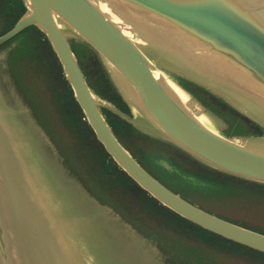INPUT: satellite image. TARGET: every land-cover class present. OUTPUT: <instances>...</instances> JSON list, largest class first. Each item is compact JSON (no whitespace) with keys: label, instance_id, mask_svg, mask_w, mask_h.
<instances>
[{"label":"rangeland","instance_id":"374dc122","mask_svg":"<svg viewBox=\"0 0 264 264\" xmlns=\"http://www.w3.org/2000/svg\"><path fill=\"white\" fill-rule=\"evenodd\" d=\"M27 12L23 0H0V36ZM55 16L100 112L110 119L116 138L128 153L158 182L190 204L264 234V182L213 167L154 129L146 115L129 103L116 72L62 18ZM121 27L145 53L157 74L183 95L182 105L193 117L225 138L241 137L245 146L264 149V103L257 104L248 92L238 91L227 83L191 73L194 70L185 61L163 46L153 47L123 19ZM49 45L45 34L35 25L0 45V125L9 118L16 126L7 130L13 140L10 167L13 168L12 161L15 163L19 156L15 153L18 146L21 145L25 154L15 163L22 170L21 177L4 165L6 175L0 172V194L2 191V196L9 197L10 182L25 192L30 189L28 195L39 190L38 195L49 200L43 208L51 215V221L53 218L58 221L65 214L68 220L62 219L72 227L64 225L62 232L59 224L52 227L44 215L47 224L41 227L43 232L34 224L39 221L37 217H33L35 222H30L36 234L42 232L43 241L46 238L57 243L58 240L60 246L51 249L58 262L264 264V255L199 230L188 231L118 171L120 168L96 143L93 131L85 124L60 62ZM0 157L3 160V155ZM26 158L31 166L25 172ZM53 199L61 201L57 204L62 207L58 209ZM63 199L74 205L73 211L67 210ZM86 219L88 224L79 222ZM78 224L83 231L77 233L75 245L68 238L76 235ZM24 232L23 227L18 232L14 230L18 242L19 237L25 236ZM29 241V264H49L48 248L42 250ZM75 252L78 257H72L71 253ZM21 260L27 264L22 257Z\"/></svg>","mask_w":264,"mask_h":264},{"label":"water","instance_id":"95a60500","mask_svg":"<svg viewBox=\"0 0 264 264\" xmlns=\"http://www.w3.org/2000/svg\"><path fill=\"white\" fill-rule=\"evenodd\" d=\"M23 1L28 12L0 36V45L27 27L37 26L45 34L56 54L84 119L96 140L117 166L157 202L180 217L217 236L264 253V234L218 218L190 204L158 182L128 153L100 112L58 25L59 20L54 17L55 14L62 18L107 65L119 73L136 93L140 111L171 141L222 171L264 182V149L234 143L193 117L174 97L166 80L159 75L154 77L155 70L140 47L124 36L121 26L111 22L108 15L100 11V4L104 2L111 13L129 23L133 32L145 37L153 47L163 46L166 51L185 61L194 70L191 73L211 78L215 82L227 83L238 91L248 92L257 104H263L264 0ZM2 124L0 156L3 155V160L0 157V172L6 175V165L19 176L22 170L17 169L15 163L20 157H24V150L21 145L15 149L19 156L14 159L15 163L12 161L13 168L10 167L9 154L13 140L7 130L16 126L9 118ZM26 167L29 168V158L23 165L25 172ZM7 185L10 188L7 195L9 197L6 199L2 196V191L0 194V264H25L21 257L29 264V240L34 247L42 250L48 248L49 264H60L51 250L60 246V243L58 240L55 243L46 238L43 241L41 227L47 224V220L52 227L57 228L59 224L60 231L64 230V225L70 228L65 214L60 217L66 220L58 218V223L53 218L51 221V215L43 208V204L49 200L44 195H38L39 190L36 193L31 190L34 194L28 195L30 189L25 192L11 182ZM37 199L39 202H36ZM54 199L53 202L57 204L59 201ZM70 205L73 207V204ZM56 206L60 207L58 204ZM33 217H37L39 221H33ZM30 222H35V226L42 232L36 234L34 226L30 227ZM79 222L88 224L87 219ZM20 226L26 232L25 236L19 237L18 242V238L14 237L17 235L14 230L18 232L22 228ZM77 230L83 231V228L79 225ZM78 232L77 236L74 234L70 238H78ZM82 235L86 233L83 232ZM41 254L42 251L40 256Z\"/></svg>","mask_w":264,"mask_h":264},{"label":"bare ground","instance_id":"6f19581e","mask_svg":"<svg viewBox=\"0 0 264 264\" xmlns=\"http://www.w3.org/2000/svg\"><path fill=\"white\" fill-rule=\"evenodd\" d=\"M100 11L102 12V13H104L105 15H108V17L110 18V21L111 22H113L114 24H116L117 26H121V19H120V17H118L115 13H111L110 12V9L108 8V6H107V4H105L104 2L103 3H101L100 4ZM54 17L56 18V16H55V14H54ZM66 23V22H65ZM67 24V23H66ZM59 25V24H58ZM68 25V24H67ZM124 25V24H123ZM128 25H129V23H128ZM69 26V25H68ZM129 27V26H128ZM74 33H75V31H74ZM126 33H129L128 31H126ZM123 34H124V36L125 37H127V38H129L124 32H123ZM136 36H138V35H136ZM116 74V79H118V82H119V84H120V87H121V90H122V92H123V94L125 95V97L127 98V100L129 101V103L134 107V108H136L137 110H139V112H140V108H139V106H138V101H137V95H136V93L134 92V90L129 86V84L119 75V73L118 72H116L115 73ZM153 75H154V77H157L158 76V74H157V72L156 71H154L153 72ZM169 89H170V91L172 92V94L174 95V97L177 99V101H179L180 103H182L184 100V98H183V95H181L180 93H178V92H176L175 90H173L170 86L168 87ZM225 94V93H224ZM1 97V96H0ZM1 101H2V99H1ZM4 102V101H3ZM5 106H6V104H5ZM2 107V106H1ZM5 110V109H4ZM3 110V111H4ZM5 112H7V111H5ZM25 112V111H24ZM142 112V111H141ZM141 114H143V113H141ZM1 116V115H0ZM6 116V115H5ZM210 117V116H209ZM5 118V117H4ZM213 120V119H212ZM198 121H200V120H198ZM214 121V120H213ZM150 122V121H149ZM262 124H263V122H262ZM153 126V125H152ZM140 127V126H139ZM140 128H142V127H140ZM154 129H155V127H154ZM217 129V128H216ZM14 130V129H13ZM157 132V131H156ZM16 133H17V131H16ZM217 133V132H216ZM20 135V134H19ZM244 137V136H243ZM240 138L241 137H230V138H228L230 141H232V142H234V143H237V144H243L241 141H240ZM245 139V138H244ZM24 140V139H23ZM258 141V140H257ZM264 142V141H263ZM26 146V145H25ZM27 147V146H26ZM25 148V147H24ZM26 150V149H25ZM31 150V149H30ZM27 151V150H26ZM20 153H22V152H20ZM17 154H18V152H17ZM31 155H32V153H31ZM33 156V155H32ZM33 158V157H32ZM26 160H27V158H26ZM31 160V159H30ZM24 161V160H23ZM29 162H31V161H29ZM29 166H31V164L29 163ZM30 169H32V168H30ZM35 169V168H34ZM35 172V171H34ZM39 172V171H38ZM41 173V172H40ZM40 175H42V174H40ZM44 176V175H43ZM45 178V177H44ZM48 185V184H47ZM51 187V186H50ZM52 190V189H51ZM54 194V193H53ZM56 199V198H55ZM58 203V202H57ZM63 204L66 206V204H67V210H72V206L68 203V201H66L65 199H63ZM74 206V205H73ZM62 207V206H61ZM60 207H58V209H59ZM64 209V208H63ZM61 210H59V212H60ZM73 211V210H72ZM71 212V211H70ZM62 213V212H61ZM74 213V212H73ZM60 214V213H59ZM72 214V213H71ZM75 214V213H74ZM73 214V215H74ZM61 219H62V217H61ZM70 221V220H69ZM72 225V224H71ZM72 227V226H71ZM73 229H75L74 228V226H73ZM77 229V228H76ZM74 232V231H73ZM76 232V231H75ZM74 232V233H75ZM79 233V232H78ZM68 234V233H67ZM70 236L71 235H69V240H70V242H71V238H70ZM44 237V236H43ZM67 238V237H66ZM65 238V239H66ZM44 239V238H43ZM78 239V238H77ZM75 240H76V238H75ZM75 240H74V243H75ZM79 240H80V238H79ZM79 240H78V242H79ZM73 242V241H72ZM65 243V242H64ZM72 245V244H71ZM75 245H76V243H75ZM70 247V245H67L66 247ZM68 247V248H69ZM69 250V249H68ZM76 253V252H75ZM78 253V252H77ZM84 253H85V251H84ZM82 255H83V253H81ZM80 256V255H79ZM72 257H73V255H72ZM76 257V256H75ZM77 257H78V255H77ZM83 257V256H82ZM80 258H78V260H79ZM81 260H82V258H81ZM85 261V260H84ZM77 262H79V261H77ZM93 262V261H92ZM81 264V263H80ZM92 264V263H91Z\"/></svg>","mask_w":264,"mask_h":264},{"label":"trees","instance_id":"16d2710c","mask_svg":"<svg viewBox=\"0 0 264 264\" xmlns=\"http://www.w3.org/2000/svg\"><path fill=\"white\" fill-rule=\"evenodd\" d=\"M49 46H50V45H49ZM52 53H53V52H52ZM53 55H54V53H53ZM54 56H55V55H54ZM55 58H56V57H55ZM56 60H57V58H56ZM57 62H58V61H57ZM70 91H71V89H70ZM76 104H77V103H76ZM77 106H78V104H77ZM82 117H84V115H82ZM106 121H107L108 125L110 126V128H111L112 132L114 133V135H117L116 132H115V130H113V125H112V122L110 121V119L108 118V119H106ZM85 124L88 126L87 123H85ZM88 127H89V126H88ZM93 137H94V139H95L94 134H93ZM95 141H96V143L102 148V150L104 151V153L109 157V155L105 152L103 146H102V145H101L96 139H95ZM110 160L113 162V160H112L111 158H110ZM114 165H115V167L117 168V166H116L115 163H114ZM118 171H119L122 175H124L126 179H128V180L131 181L135 186H137L136 183H135L130 177H128V176H127V175H126L121 169H118ZM137 187L140 189V191H142V192L146 195L147 198L151 199V200H152V201H153L158 207H160V208L166 210V211L169 212V213H170V214H171L176 220L180 221V222H181V225H183L188 231L193 232V230H199V231H201V232H203V233H205V234H207V235H211L212 237H215V238H217V239H219V240H222V241H224V242L232 243V244H235V245H237V246H240V247H243V248H247V249H249V250H252V251H254V252H257V253H259V254H261V255H264V253L258 252V251H256V250L250 249V248H248V247H245V246H242V245H240V244H237V243H234V242H232V241H229V240H227V239H224V238H222V237H220V236H217V235H215V234H213V233H211V232H209V231H207V230H205V229H203V228H201V227H199V226H197V225H195V224H193V223L187 221L186 219H184V218L180 217L179 215L175 214L174 212H172V211L169 210L168 208H166V207H164L163 205L159 204V203H158L153 197L149 196V194H148L146 191H144L143 189H141L139 186H137Z\"/></svg>","mask_w":264,"mask_h":264},{"label":"flooded vegetation","instance_id":"af4514ba","mask_svg":"<svg viewBox=\"0 0 264 264\" xmlns=\"http://www.w3.org/2000/svg\"><path fill=\"white\" fill-rule=\"evenodd\" d=\"M80 108V107H79ZM83 119H84V117H83ZM85 120V119H84ZM86 121V120H85ZM159 203V202H158ZM160 204V203H159Z\"/></svg>","mask_w":264,"mask_h":264}]
</instances>
